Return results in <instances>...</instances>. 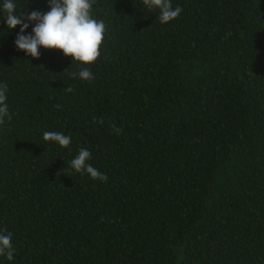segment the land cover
<instances>
[{"label":"trees","instance_id":"1","mask_svg":"<svg viewBox=\"0 0 264 264\" xmlns=\"http://www.w3.org/2000/svg\"><path fill=\"white\" fill-rule=\"evenodd\" d=\"M171 2L161 24L142 0H95L91 81L59 51H18L0 14L2 264H264V0ZM80 148L107 181L70 168Z\"/></svg>","mask_w":264,"mask_h":264},{"label":"clouds","instance_id":"2","mask_svg":"<svg viewBox=\"0 0 264 264\" xmlns=\"http://www.w3.org/2000/svg\"><path fill=\"white\" fill-rule=\"evenodd\" d=\"M94 2L95 0H47V12L33 10L25 14L23 8L17 11L16 0H0V14L4 16L3 23L8 30L19 26L14 41V47L18 51L33 59L39 58L40 49L59 51L64 57L71 59V65L76 62L80 66V70L71 73L70 78L91 81L94 74L86 66L93 64L100 56V47L106 33L104 21L97 20L92 15ZM142 3L149 11L158 10L161 24L170 23L182 12V8L174 7L171 0H142ZM7 100L8 88L0 83V124L11 119ZM42 139L61 148H67L72 143L71 136L55 131L44 132ZM90 160L91 152L80 148L69 166L75 173L85 174L92 180L107 181L108 177L93 167ZM0 257L9 262L14 260L11 233L0 232Z\"/></svg>","mask_w":264,"mask_h":264}]
</instances>
